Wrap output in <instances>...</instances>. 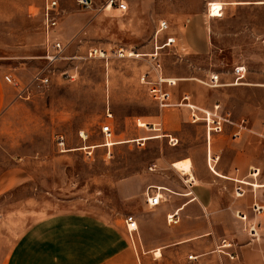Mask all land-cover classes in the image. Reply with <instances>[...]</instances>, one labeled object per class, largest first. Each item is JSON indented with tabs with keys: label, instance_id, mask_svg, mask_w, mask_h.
<instances>
[{
	"label": "rangeland",
	"instance_id": "rangeland-1",
	"mask_svg": "<svg viewBox=\"0 0 264 264\" xmlns=\"http://www.w3.org/2000/svg\"><path fill=\"white\" fill-rule=\"evenodd\" d=\"M208 1L213 0H127L122 13L104 9L102 0H93L88 9L77 0H59L63 48L53 58L42 31L44 0H0V66L21 84L31 83L36 73L48 78L44 86L32 84L30 98H17L0 119V253L29 225L50 216L86 213L123 223L142 210L148 166L165 145L116 140L136 138L142 130L162 136L137 124L160 114L140 81L153 61L117 58L115 51L151 53L160 20L169 27L159 35L176 37L175 45L159 56L163 75L176 79L171 100L185 92L190 102L204 107L219 102L234 119L248 120L253 141L261 129L264 135L256 4L215 0L225 3L219 16L221 3H210L208 9ZM91 47L110 57H86ZM241 63L247 68L245 83L233 85L231 69ZM213 71L220 72L221 83L210 87L206 77ZM107 111L112 118H106ZM105 124L113 132L108 140L101 132ZM57 134L64 135L69 150L57 149ZM257 140L264 148V138Z\"/></svg>",
	"mask_w": 264,
	"mask_h": 264
},
{
	"label": "crops",
	"instance_id": "crops-1",
	"mask_svg": "<svg viewBox=\"0 0 264 264\" xmlns=\"http://www.w3.org/2000/svg\"><path fill=\"white\" fill-rule=\"evenodd\" d=\"M213 2L221 3L222 16L225 3L208 1V9ZM234 3L256 4L257 57L264 62V0ZM6 74L0 66V119L17 101L16 89L4 79ZM181 94L185 92L177 96ZM146 118L141 125L160 132L161 137L142 130L136 138L116 140L165 145V152L156 153L148 166L146 195L161 198L149 205L143 197L142 210L130 214L137 229L130 235L125 218L123 223H110L86 213L50 216L29 225L6 253H0V264H264V148L257 142L264 138L263 130L253 141L244 118L246 130L238 137L231 136L234 127L230 125L223 133L206 137L202 123L191 122L188 110L175 106ZM168 135L177 143L170 144ZM184 160L190 161V172L173 165ZM175 210L177 222L167 223L166 216ZM250 226L256 238L248 234Z\"/></svg>",
	"mask_w": 264,
	"mask_h": 264
},
{
	"label": "built area",
	"instance_id": "built-area-1",
	"mask_svg": "<svg viewBox=\"0 0 264 264\" xmlns=\"http://www.w3.org/2000/svg\"><path fill=\"white\" fill-rule=\"evenodd\" d=\"M103 8H114L122 13L128 10V2L127 0H102ZM78 4L84 8L88 9L92 6L93 0H77ZM59 19H60V11H59V0H44V5L42 8V31L45 35V43L48 47H51L53 51H55L56 55H53V58L58 57L59 52L62 50L63 45L60 42L58 36V28H59ZM168 23L166 20H160L158 22V27L154 34V42H153V51L146 56H138L139 52L134 50L130 51L126 55V50L122 47H118L115 51L116 57H125V56H135V57H149L153 63L150 65L149 70L143 73L140 77L141 83H143L146 87V92L151 101L156 103L158 108H163L167 106H175V107H183L188 110L190 121L191 122H199L203 125V132L206 137H209L213 133H223L226 125H230L234 127V130L231 132V136L238 137L244 130H246V119L233 118L232 112L229 109L223 107L219 102H214L209 107L199 106L195 103L190 102V98L188 94H182L176 102L171 101V87H173L176 82L171 78H166L162 73V67L160 64L159 56L161 54V50L165 48H169L174 46L176 42V37L172 34H165L160 36L161 32H166L168 30ZM129 53L131 55H129ZM109 53L105 50L91 47L87 51L86 57H98L104 58L107 57ZM110 56V55H109ZM247 74L246 65L236 64L231 69V83L233 85H240L245 83ZM4 79L7 83L12 85L16 89V98L20 100H27L30 98L32 94L31 85H46L48 83V78L46 76H42L40 73H36L31 83L21 84L19 81L15 80L11 75L6 74ZM206 82L210 87H215L220 85L221 76L220 72H210L206 77ZM111 112H106V117L111 118ZM101 132L104 135L105 140L109 139L112 134V129L109 124H105L101 126ZM83 138V136H82ZM56 146L60 152H65L68 149L66 147V142L64 135L57 134L56 137ZM177 139L174 137H170L168 135V142L172 145L177 143ZM264 150V149H263ZM150 168V167H149ZM254 174V173H253ZM242 190L240 188L237 189V195L242 194ZM160 195L155 194L154 196L148 197L146 195V201L149 205H156L160 200ZM245 218V216H242ZM178 220V210L173 211L172 213L166 216L167 223H176ZM126 224V229L128 233L131 235L132 231L137 229V224L132 215H127L124 219ZM248 234L254 238H256V231L253 226L248 228ZM223 243L224 240H222ZM229 245V244H227ZM229 258H236L237 254H229L226 253ZM191 257V256H189Z\"/></svg>",
	"mask_w": 264,
	"mask_h": 264
},
{
	"label": "bare ground",
	"instance_id": "bare-ground-1",
	"mask_svg": "<svg viewBox=\"0 0 264 264\" xmlns=\"http://www.w3.org/2000/svg\"><path fill=\"white\" fill-rule=\"evenodd\" d=\"M129 55H131L130 53H129ZM139 56V55H138ZM138 124H141V122H139ZM82 137V136H81ZM108 140V139H107ZM173 165L177 168V169H179V170H181V171H187V172H190V170H189V167H190V161H188V160H184V161H177V162H174L173 163Z\"/></svg>",
	"mask_w": 264,
	"mask_h": 264
}]
</instances>
